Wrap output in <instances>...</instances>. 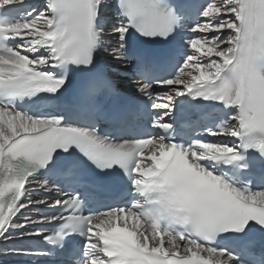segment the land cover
<instances>
[{"label": "snow or ice", "instance_id": "snow-or-ice-1", "mask_svg": "<svg viewBox=\"0 0 264 264\" xmlns=\"http://www.w3.org/2000/svg\"><path fill=\"white\" fill-rule=\"evenodd\" d=\"M109 8L143 99L98 75L119 106L68 109ZM42 173L62 198L29 197ZM44 204L49 264H264V0H0V239L41 234L20 216Z\"/></svg>", "mask_w": 264, "mask_h": 264}, {"label": "bare ground", "instance_id": "bare-ground-1", "mask_svg": "<svg viewBox=\"0 0 264 264\" xmlns=\"http://www.w3.org/2000/svg\"><path fill=\"white\" fill-rule=\"evenodd\" d=\"M109 16V9H106L105 12H104V17H108ZM106 33H108L109 35L111 36H115L116 33L112 30H107ZM25 215H21L20 216V220L23 221ZM20 236V234L18 235ZM10 238H13V236H11ZM1 240H4V239H0V250H3L1 253H5V257H7L10 253L9 249H8V246L5 245V244H1ZM4 262V260L0 257V263Z\"/></svg>", "mask_w": 264, "mask_h": 264}]
</instances>
